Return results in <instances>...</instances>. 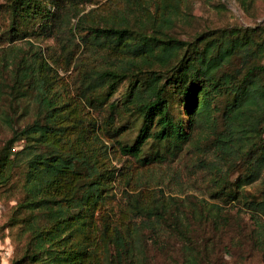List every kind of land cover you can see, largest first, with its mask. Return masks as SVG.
Instances as JSON below:
<instances>
[{"label":"trees","instance_id":"obj_1","mask_svg":"<svg viewBox=\"0 0 264 264\" xmlns=\"http://www.w3.org/2000/svg\"><path fill=\"white\" fill-rule=\"evenodd\" d=\"M67 1L6 0L0 43L32 29L65 35ZM167 7L176 9L177 3L163 0L155 7L161 9V28L170 19ZM62 8V16H55ZM88 20L82 15L70 32L74 35L78 27L85 31L80 40L92 37L127 62L126 68L94 70L83 83L84 99L100 103L128 81L122 103L133 109L130 128L137 127L130 144L118 142L120 152L141 165L162 161L182 150L195 124L215 126L217 118L223 120L212 143L199 150L196 164L214 173L213 198L241 203L250 213L254 225L242 236L264 258V178L256 192L244 189L264 170V23L197 31L184 40L160 27L134 30L112 23L101 28ZM136 64L158 65L161 71L135 69ZM48 71L50 65L42 60L20 59L12 74L16 85L36 87L39 105L31 122L21 128L9 125L11 135L0 147V186L14 179L21 191L9 220L25 236L22 254L9 264H219L211 259L220 242L216 233H227L229 219L218 205L197 211L181 200H167L161 190L151 197L132 188L124 190L115 207L108 205L117 172L89 141L99 126L76 107H58L54 92L48 93ZM2 119L7 124L9 116ZM17 142H22L20 149H15ZM229 166L236 167L234 177ZM202 227L213 236H200ZM230 240L222 243L226 253L235 244Z\"/></svg>","mask_w":264,"mask_h":264},{"label":"rangeland","instance_id":"obj_2","mask_svg":"<svg viewBox=\"0 0 264 264\" xmlns=\"http://www.w3.org/2000/svg\"><path fill=\"white\" fill-rule=\"evenodd\" d=\"M6 0H0V29L7 23L2 10ZM163 0H70L64 5L69 13L70 21L65 35L54 30L52 34H42L39 29L28 30L22 38L0 43V147L11 135L10 124L14 128H21L35 118L39 105L36 87L29 84L16 85L13 83L12 74L15 64L20 59L26 63L42 60L50 65L48 81L51 91L60 109L66 111L76 107L86 118L99 126V133L94 129L88 135L104 152V160L116 169L117 178L111 190L112 198L108 205L116 206V201L121 198L124 190L135 189L142 191L143 195L154 197L161 190L167 200L175 198L184 202L186 208H195L201 211L204 205H218L221 213L228 214V223L225 226L227 233L217 232L215 246L211 259L219 264H264V258L250 241L243 238V232L248 233L254 225L250 213L238 202H227L222 198H213L216 189L211 182L214 179L212 171L199 168L196 164L200 155L199 150L212 143L215 133L223 129V120L217 118V123L195 124L191 137L181 151L174 157L167 156L162 161H153L141 165L130 156L123 155L119 150L118 142H132L136 134V127L130 128L133 116L127 105H123L124 92L128 81L122 82L116 91L104 100L84 99V80L94 70L112 69L123 65L126 68V59L123 55L113 56L105 46L97 44L92 37H80L85 33L76 26L77 20L86 15L88 23L101 28L110 24L125 25L132 29L152 31L161 28L162 20L155 7L161 6ZM176 9L167 7L165 16L169 22L163 23V30L179 39L189 40L197 31L224 28L231 26H254L264 23V0H174ZM65 8V7H64ZM56 10L55 16H62L64 12ZM150 12L156 17H147ZM145 23V26L144 24ZM161 28V29H162ZM68 37V41H66ZM136 64L135 69H155L160 72L158 65ZM122 68H119L121 70ZM26 90V95L21 92ZM116 105L114 110L110 104ZM112 113V115H111ZM9 116L8 123L2 119ZM217 116V114H216ZM122 126V127H121ZM121 127V128H118ZM121 132L120 134H115ZM97 135V138L95 136ZM211 141V142H210ZM210 142V143H209ZM147 144L143 150L145 155L150 153ZM22 142L15 144V149H20ZM196 147L198 149H196ZM238 165V163H237ZM230 174L235 176L236 167L229 166ZM264 178L246 186L250 192H256ZM129 181V187L126 186ZM21 196L19 184L11 180L8 185L0 186V263L9 264L15 257L18 258L24 249L25 236L18 231V226L11 225L9 220L12 209ZM107 206V205H105ZM214 206L213 209H217ZM203 233V227L198 230L199 235L205 238L213 236V231L208 227ZM211 231V232H210ZM247 235V234H245ZM235 239V244L230 245L229 252L222 249V243L230 244V239ZM227 243V244H228ZM228 244V245H229ZM225 252V253H224ZM163 260V256L160 257Z\"/></svg>","mask_w":264,"mask_h":264}]
</instances>
